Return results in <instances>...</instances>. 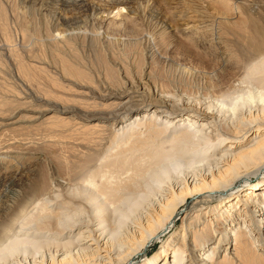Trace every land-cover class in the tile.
<instances>
[{"label": "bare ground", "instance_id": "obj_1", "mask_svg": "<svg viewBox=\"0 0 264 264\" xmlns=\"http://www.w3.org/2000/svg\"><path fill=\"white\" fill-rule=\"evenodd\" d=\"M211 25L188 37H203ZM220 29L237 32L253 54L264 51L263 22L244 14ZM53 30L47 27L51 36ZM12 52L20 76L28 65L17 47ZM225 53L239 61L235 52ZM59 59L62 73L73 78L75 90H67L76 103L59 110L79 120H58L130 153L115 175L100 168L106 158L92 155L84 164L88 173L69 194L43 184L2 219L0 264H264V54L249 64H222L235 75L211 81L204 96L179 92L178 98L153 83L150 66L138 75L105 64L113 86H92L85 62ZM87 96L90 110L81 111L87 105L77 103ZM256 176L261 179L251 183ZM178 219L183 234L174 233L148 257L149 246ZM140 254L145 258L137 261Z\"/></svg>", "mask_w": 264, "mask_h": 264}, {"label": "rangeland", "instance_id": "obj_2", "mask_svg": "<svg viewBox=\"0 0 264 264\" xmlns=\"http://www.w3.org/2000/svg\"><path fill=\"white\" fill-rule=\"evenodd\" d=\"M244 14L264 23V0H0V221L36 196L43 184L69 194L88 173L84 164L92 155L106 158L98 162L100 168L115 175L130 153L120 145L110 148L107 141L98 144L97 134L58 120V116L79 120L73 112L59 110L76 104L69 100L67 89L75 86L73 78L68 81L62 73L61 56L88 64L84 65L95 83L89 81L92 86H113L106 79L105 64L134 68L138 75L148 66L156 74L153 83L165 94L204 96L211 81L235 75L222 64H249L264 54L249 51L237 32L221 31L227 20ZM206 20L205 24H212L210 31H203L201 38L193 34L191 40L190 31ZM51 24L56 27L52 36L47 32ZM24 28L29 30L22 33ZM16 47L28 65L20 76L13 64ZM231 51L238 54L237 63L226 58L225 52ZM80 100L79 108L87 105L81 111H89L92 98ZM253 179L251 183L261 178ZM182 224L178 219L171 232L149 246L148 257L163 249L174 233L182 235Z\"/></svg>", "mask_w": 264, "mask_h": 264}]
</instances>
